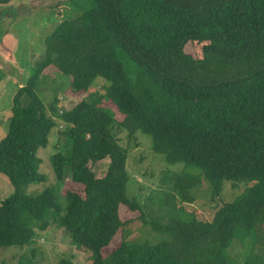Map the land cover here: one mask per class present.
Here are the masks:
<instances>
[{
    "label": "trees",
    "instance_id": "obj_1",
    "mask_svg": "<svg viewBox=\"0 0 264 264\" xmlns=\"http://www.w3.org/2000/svg\"><path fill=\"white\" fill-rule=\"evenodd\" d=\"M93 1L46 37L45 58L12 97L0 172L14 192L0 202V247L31 245L37 231L54 223L72 244L93 252L91 264H264L263 250L251 251L244 263L228 251L244 232L264 242V0ZM11 2L0 0V7ZM188 43L196 54L186 50ZM123 58L132 60L130 70ZM51 65L72 76L73 90L88 91L101 78L103 92L96 89L92 101L69 109L60 110L56 98L48 113L36 87ZM113 104L122 118L110 113ZM55 118L66 123V152L51 157L59 181L70 166L66 204L54 187L34 196L25 190L46 179L38 150L49 143ZM114 124L127 130L126 142L114 135ZM138 131L152 137L153 150L168 164L198 170L213 200L225 181L248 186L216 204L211 220L174 218L173 209L183 210L176 194L191 203L200 179L183 169L173 191L157 198L169 216L163 212V219L149 222L141 211L123 220L121 206L132 213L142 207L126 193L129 146ZM107 158L99 177L92 165ZM163 174L162 182L172 179L169 169ZM139 217L164 238H123L108 247ZM57 264L74 262L61 258Z\"/></svg>",
    "mask_w": 264,
    "mask_h": 264
},
{
    "label": "rangeland",
    "instance_id": "obj_2",
    "mask_svg": "<svg viewBox=\"0 0 264 264\" xmlns=\"http://www.w3.org/2000/svg\"><path fill=\"white\" fill-rule=\"evenodd\" d=\"M93 6V0H13L0 7V139L7 133L12 120L11 106L14 93L19 87L27 84L45 58L46 37L60 22L71 19ZM186 50L196 54L190 43L187 44ZM122 61L130 70L132 60L123 58ZM71 80L70 74L61 71L55 65L44 70L36 92L47 107L48 113L50 105L56 98L60 99L58 103L60 110L63 109L60 108L62 106L69 109L81 100L92 101L91 93L96 89L103 92L100 88L101 78H98L88 91L73 90ZM109 111L115 118L123 116L114 104L109 107ZM55 121L56 126L49 135V143L38 150V155L42 159L39 170L46 179L26 185L25 190L28 195L34 196L46 188L54 187L59 200L66 204L62 192L72 184L70 166L68 164L65 166L62 182L56 178L51 161L55 153L66 152L65 136L62 134L66 123L60 118H55ZM112 132L126 142L127 130L122 125L114 124ZM108 162L109 158L92 165L97 176H104ZM165 168L170 170L172 179L164 183L162 178ZM183 169L199 175L200 179L191 190L194 198L191 203L183 201L180 195L176 194L179 205H183V210L178 212L173 209L171 213L175 215L174 218L188 220L197 216L200 219L211 220L215 214L216 204L233 200L248 186L247 182H241L240 186H236L230 181H225L221 197L213 200L210 183L198 170L185 168L183 163L168 164L164 155L153 150L152 137L138 131L129 146L127 158L129 180L126 193L129 198H135L142 207L132 213L127 207L121 206V218L125 220L130 215L136 217L141 211L145 213L149 222L158 218L163 219L165 215L163 212H167L169 216L170 209L158 203L157 198L161 191H173L176 173L182 172ZM13 192L14 187L9 177L0 172V202ZM123 238L128 241L150 238L154 239L150 240L151 242H157L162 240L164 235L152 231L150 223L139 217L123 226L108 247H115ZM34 249H37L35 253ZM253 250L258 254L261 250L264 251V242H254L253 236L246 235L245 232L241 238H235L228 248L230 256L241 263L245 262ZM61 258H69L74 264H91L93 252L86 247L79 248L72 244L68 232L54 223L45 231H37L35 243L31 245L0 247V264H57Z\"/></svg>",
    "mask_w": 264,
    "mask_h": 264
}]
</instances>
